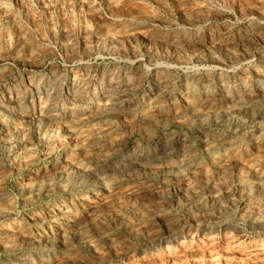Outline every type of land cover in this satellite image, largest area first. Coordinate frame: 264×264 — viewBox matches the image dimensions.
<instances>
[{
	"label": "rangeland",
	"instance_id": "374dc122",
	"mask_svg": "<svg viewBox=\"0 0 264 264\" xmlns=\"http://www.w3.org/2000/svg\"><path fill=\"white\" fill-rule=\"evenodd\" d=\"M0 264H264V0H0Z\"/></svg>",
	"mask_w": 264,
	"mask_h": 264
}]
</instances>
